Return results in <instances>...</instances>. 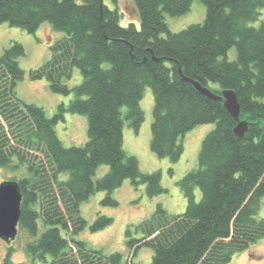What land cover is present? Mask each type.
Wrapping results in <instances>:
<instances>
[{
  "label": "trees",
  "instance_id": "16d2710c",
  "mask_svg": "<svg viewBox=\"0 0 264 264\" xmlns=\"http://www.w3.org/2000/svg\"><path fill=\"white\" fill-rule=\"evenodd\" d=\"M132 1L139 26L121 25L119 11L102 0H0V23L34 33L48 22L66 32L51 45V57L29 73L33 80L47 78L54 92L73 95L52 117L17 94L25 76L23 43L12 41L0 55V167L13 173L5 180L21 187L18 231L28 234L25 248L34 263L143 264L134 258L147 246L153 256L146 264H226L264 238V218L258 217L264 197V20L249 24L258 20L264 0H202L205 20L177 32L166 14H185L194 0ZM232 47L237 58L229 60ZM76 67L82 80L71 87L64 79ZM185 77L216 93L235 91L240 120L248 123L245 135L235 133L238 120L223 101ZM148 86L154 93L151 149L160 158L179 161L187 132L204 123L215 127L202 141L197 168L178 182L186 210L171 214L158 204L149 218L128 227L132 255L125 262L121 252L106 253L76 236L87 226L82 204L98 191L106 192L105 206L118 205L112 192L126 179L145 185L150 197L168 191L160 170L142 172L123 147L125 121L139 132L145 120L140 102ZM66 112L87 116L84 145L67 147L58 136L55 127ZM104 164L109 170L96 178ZM112 223L99 213L91 230ZM12 254L10 246L4 264H21Z\"/></svg>",
  "mask_w": 264,
  "mask_h": 264
},
{
  "label": "rangeland",
  "instance_id": "374dc122",
  "mask_svg": "<svg viewBox=\"0 0 264 264\" xmlns=\"http://www.w3.org/2000/svg\"><path fill=\"white\" fill-rule=\"evenodd\" d=\"M103 2L111 9L119 11L121 25L127 26L129 22L140 25V19L132 0H103ZM260 11L258 20L250 22V25L258 26L264 20V7ZM206 13L207 8L202 0H194L188 12L178 16L166 14V20L169 29L177 32L191 24L203 22ZM64 36H66L65 31L53 28L48 22L43 23L34 33L10 25L8 22L0 23V55L12 41L23 43L26 49L25 55L19 58L20 66L25 70V76L16 87L18 96L27 103L42 106L49 117L59 111L60 104L68 105L73 95L56 93L52 90L47 78L33 80L29 73L32 68L40 67L51 57V45ZM227 58L229 60L237 58L236 47L229 49ZM81 80L82 72L77 67L73 70L72 78L64 79L71 87L79 84ZM211 87L219 86L216 83H211ZM140 104L145 113V120L139 132H136L128 121H125L123 147L127 153L138 158L142 172L160 170L162 185L168 191L150 197L146 193L145 185L137 187L131 179H126L112 192V196L118 201L116 206L102 205L101 200L105 198L106 192L98 191L82 204L81 209L87 220V226L76 236L77 239L84 240L91 247L102 248L106 253L121 252L125 262L132 255L127 245L126 230L128 227L134 229L137 224L149 218L158 204H162L171 214H181L186 210L187 199L178 182L188 171L197 168L202 141L206 134L215 127V123H204L187 132L180 139L184 145V152L179 161L174 163L169 158H160L151 149V125L154 119V93L151 87H146ZM122 109L123 112L126 111V107ZM55 128L63 144L67 147L84 145L88 140V118L84 114L66 112L64 118L56 124ZM108 170L107 165H101L97 170L96 178L102 177ZM68 175L67 172L63 173L61 178L65 179ZM12 176V171L0 167V182ZM197 197L200 198L198 191ZM99 213L112 217L113 223L101 230L92 231L91 225ZM258 217L264 218V197L261 200ZM134 236L140 237L141 233H135ZM28 239L29 236L24 230H19L16 238L11 242L0 239V264H4V258L10 246L13 249L12 256L15 262L42 264L34 263L28 255L25 248ZM152 256L153 250L143 246L139 249L134 260L146 264L151 262ZM226 264H264V238L259 239L249 249L237 253Z\"/></svg>",
  "mask_w": 264,
  "mask_h": 264
},
{
  "label": "water",
  "instance_id": "95a60500",
  "mask_svg": "<svg viewBox=\"0 0 264 264\" xmlns=\"http://www.w3.org/2000/svg\"><path fill=\"white\" fill-rule=\"evenodd\" d=\"M185 79L191 81L198 91L210 99L223 101L229 113L238 120L234 128L235 133L240 137L245 135L248 123L240 120L241 108L235 91L224 89L221 93H216L196 80L187 77ZM22 198V190L17 181L0 182V238L7 242L14 240L18 234Z\"/></svg>",
  "mask_w": 264,
  "mask_h": 264
}]
</instances>
